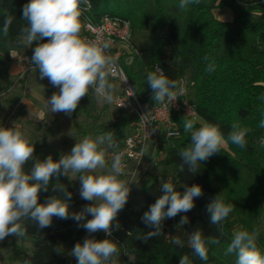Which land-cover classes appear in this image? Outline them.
<instances>
[{
  "label": "trees",
  "instance_id": "obj_1",
  "mask_svg": "<svg viewBox=\"0 0 264 264\" xmlns=\"http://www.w3.org/2000/svg\"><path fill=\"white\" fill-rule=\"evenodd\" d=\"M241 1L232 0L227 4L234 12V20L223 22L215 17L213 7L202 3L190 4L187 10H181L180 0H90L96 21L103 15L122 18L131 22L133 31L155 36L150 47L138 49L135 46L137 54L131 66L128 64L132 72L129 78L137 93L135 79L146 87L145 91L152 92L146 77L159 66L172 80L178 82L188 78L194 83L190 100L200 117L196 127L205 121L216 124L225 138L235 122L250 129L246 135V148L241 149L228 141L227 147L202 162L193 174L186 165L181 171L183 161L178 153L190 143V134L183 131L182 117L174 115L181 136L165 146V156L158 162L168 172L162 177L155 176L144 188L140 210L127 203L117 216L120 228L115 229L113 225L111 239L117 242L119 249V255L114 258L116 264H179L184 254L189 255L192 264H236L234 253L225 254L234 234L231 213L221 225H212L206 211V206L218 195L215 185L229 193L244 210L264 206V147H261L264 128L260 127L261 120H264V11L256 13L244 9ZM29 2L0 0V27L6 14L15 16L9 36L5 38L0 34V66L11 62L13 52L28 51L27 44H17L16 39L21 26L26 24L22 20V10ZM82 20L81 13L80 22ZM206 56L208 60L204 59ZM209 63L215 66L212 72L206 71ZM140 96L148 101L145 94ZM79 104L87 115L97 109L84 98ZM29 140L35 148L34 159H45L48 155L43 140L38 137ZM32 163L29 161L25 165L26 171L31 169ZM59 179L56 181L54 177L53 183H63L72 193L70 211L78 212L89 204L81 199L77 181L65 176ZM164 181L172 182L181 192L184 191L183 185L199 184L203 194L194 199L195 207L191 211L166 219L162 234L144 242L139 238L152 229L143 223L141 217L163 194L161 183ZM53 194L50 185L49 191L40 193L39 202L44 203ZM183 215L188 216L189 222L179 225ZM25 227L26 235L20 238L22 242H30L32 248L28 251L23 246L12 247L8 252L12 262L77 264L70 251L89 235L72 219L54 217L52 225L44 229L28 220ZM198 229L206 238L212 236L219 240L218 244L208 245L207 261H202L187 245L190 233ZM91 235L97 240L108 238L102 231ZM174 236L181 238L183 247L171 242ZM258 242L264 253V234H260Z\"/></svg>",
  "mask_w": 264,
  "mask_h": 264
},
{
  "label": "clouds",
  "instance_id": "obj_2",
  "mask_svg": "<svg viewBox=\"0 0 264 264\" xmlns=\"http://www.w3.org/2000/svg\"><path fill=\"white\" fill-rule=\"evenodd\" d=\"M197 3L199 0H180L179 8L187 10L190 4ZM82 5L90 7V0H30L23 6L22 20L26 24L21 26L16 43L32 46L37 42L30 63L38 70L40 80L47 78L58 89L47 99L51 113L71 115L90 89L104 102L111 104L115 99L116 85L108 80L115 65L114 58L108 53L110 43L100 44L81 38ZM14 20V15H5L0 27L3 37L9 36ZM204 59L208 60V57ZM214 67L209 63L206 71L212 72ZM146 79L156 103L166 99L176 101L177 97L183 95L184 89H178L177 81L170 79L159 66L149 72ZM182 119L183 131L190 134V143L178 153L183 161L181 171L186 165L188 171L195 174L200 164L221 152L228 141L241 149L247 146L246 135L250 129L239 122L232 124L225 138L216 124L205 121L196 127L195 118H188L186 114ZM260 127L264 128V120H261ZM178 135L179 132H168L169 137ZM115 147L114 133L108 131L95 137L84 136L70 152L62 153L58 160H54L52 155L43 160L34 159V145L18 125L0 126V241L10 235L25 236V221L28 220L39 229H44L52 225L54 217L72 219L89 234L70 251L77 264H116L114 258L119 255V249L117 242L111 239L113 225L115 229L120 228L117 216L128 202L131 184L120 179L125 168L122 152L112 153L110 166L107 162L109 150ZM261 147H264V139L261 140ZM143 150L147 151V146ZM29 161H33L32 167L26 171L25 165ZM61 176L69 180L78 179L81 199L92 203L78 212L70 211L72 193L63 183H53L54 177L60 181ZM50 185L54 194L40 203V193L49 191ZM183 188L181 192L170 181L161 183L163 194L141 217L152 230L139 239L147 242L160 236L166 219L188 213L195 207L194 199L202 196V187L193 184L183 185ZM232 210V204H226L219 195L206 206L212 225H221ZM88 216L91 218L87 219ZM188 222V216L183 215L179 225ZM98 231L104 232L108 238L97 240L91 235ZM171 242L184 246L178 236H174ZM218 243L217 238H206L199 229L191 232L187 240L188 247L202 261L208 260V245ZM233 253L236 264H264V253L257 246L255 232H234L225 254ZM179 264H192L189 255H182Z\"/></svg>",
  "mask_w": 264,
  "mask_h": 264
},
{
  "label": "rangeland",
  "instance_id": "obj_3",
  "mask_svg": "<svg viewBox=\"0 0 264 264\" xmlns=\"http://www.w3.org/2000/svg\"><path fill=\"white\" fill-rule=\"evenodd\" d=\"M218 1H220L219 5H225L232 0H199V3L214 8ZM240 3L243 6L246 5L248 9L253 10V12L258 13L264 11V5H260L258 0H242ZM154 41L155 36L153 34L134 31V46L129 48L128 54L124 57V65L129 77L132 73L130 64H132V60L137 54L135 46L138 49L147 48L150 47ZM36 43L37 42H34L32 46H29L34 49ZM169 51L170 48L166 49L167 54ZM13 53H18L20 56L19 59H21L24 55H32L33 51ZM19 63L20 62H18V65ZM9 67L19 72V66H17L15 62L10 63V65L0 66V126L11 127L14 123L20 127L21 131L29 139L35 137L41 138L46 149V154L52 155V157L57 160L62 153L67 154L70 152L76 142H79L84 136L92 135L95 137L104 132L112 131L117 147L109 150L107 162L110 166L112 153L118 150L123 143V139L130 131L132 119L127 114L115 109L112 105L104 101L91 97L89 94L84 97V100H90L91 103L96 106L97 109L94 112L88 115L84 114L79 104L71 115H66L63 112L51 113L50 107L47 105V99L51 97L54 92H57L58 89L54 88L48 82L47 78L40 80L37 71L25 73L26 76L21 80L18 74H11L13 70H11L10 73ZM132 77H135L134 73ZM138 80L135 79L136 86L140 92H138V95L143 96L144 94H152L151 91H145L146 87L139 85ZM184 82L188 83V78H186ZM20 102L22 105H20ZM23 102L38 112L32 113L23 106ZM224 147L227 146L225 145ZM146 155L145 164L139 169L134 179V189L132 190V195L129 200L130 205L135 210H140L142 207L141 194L144 188L155 176L162 177L165 172H168L158 165V161L161 157H157L152 161V143L148 144ZM130 178L131 176H129L128 172H125L124 176L120 177V179L128 183ZM75 181L80 185L78 179ZM215 188L223 201L233 206L231 221L234 232L248 230L250 233H257V246L262 251L258 241L260 239V234H264V206H259L252 210H244L223 188L217 184ZM87 202L92 203L90 201ZM15 245L23 246L28 251L32 248L30 242H22L20 237L10 235L0 241V264H21L12 262L8 257V252Z\"/></svg>",
  "mask_w": 264,
  "mask_h": 264
},
{
  "label": "built area",
  "instance_id": "obj_4",
  "mask_svg": "<svg viewBox=\"0 0 264 264\" xmlns=\"http://www.w3.org/2000/svg\"><path fill=\"white\" fill-rule=\"evenodd\" d=\"M91 6H81V13L83 20L81 21L80 36L86 41H97L100 44L105 42L110 43L108 53L114 58L115 65L108 80L110 83L116 85L114 91V102L109 104L115 109L127 114L132 120L130 123V131L123 141L122 145L115 152L123 153V163L125 165V172L131 176L129 184L132 195L134 189V179L137 176L139 169L145 164L147 151L143 149L152 143L153 159L165 156V146L173 140L181 136L178 123L174 120V115L184 117L186 114L188 118H195L199 121V114L194 103L190 100V94L193 90L194 83L190 81L185 83L186 78L180 79L178 89L183 88L182 96L177 97L176 101L169 102L167 99L162 103H156L152 99L153 93L146 95L147 102L138 95L133 86L124 65V57L128 54L129 48L134 46V31L130 21L122 18L111 17L110 15H103L99 20H95L92 16L93 4ZM32 55H24L21 57L23 74L29 71H36L37 69L30 63ZM19 54L13 53L12 59H19ZM127 60V59H126ZM178 89H176L178 91ZM91 97L97 98L93 90L88 93ZM186 102V103H185ZM123 105V106H121ZM190 111L188 112V110ZM153 129H156L153 132ZM169 131L179 132L178 136H168ZM160 159V160H161ZM159 160V161H160ZM158 161V162H159Z\"/></svg>",
  "mask_w": 264,
  "mask_h": 264
},
{
  "label": "crops",
  "instance_id": "obj_5",
  "mask_svg": "<svg viewBox=\"0 0 264 264\" xmlns=\"http://www.w3.org/2000/svg\"><path fill=\"white\" fill-rule=\"evenodd\" d=\"M219 3H220V1H218L217 2V4H216V6H214V10H213V13H214V15H215V17L218 19V20H220V21H223V22H232L233 20H234V12L232 11V9L231 8H229L228 6H227V4H229L230 2H227V4H221V5H219ZM223 3V2H222ZM258 3L260 4V5H264V0H258ZM240 5H241V3H240ZM244 9H248V7L246 6V5H241ZM251 10V9H250ZM253 11V10H252ZM261 12V11H260ZM257 13V12H256ZM28 46V51H33V49L29 46V45H27ZM18 54V53H17ZM32 54V53H31ZM15 62V64L17 65V66H19V72H16V71H14V69H11V67H9V71H10V73H11V70H13V72L11 73L12 75L14 74H18V77H20V79L22 80L25 76H26V74H23V67H22V62H21V60L20 59H12L11 60V62L10 63H14ZM18 62H20L19 63V65H18ZM10 63H9V65H10ZM37 72H38V70H36ZM16 72V73H15ZM31 73V72H30ZM29 73V74H30ZM20 105H22L21 104V102H20ZM23 106H25L29 111H31L32 113H37L38 111L37 110H35V109H32V108H30L27 104H25V102H23Z\"/></svg>",
  "mask_w": 264,
  "mask_h": 264
}]
</instances>
